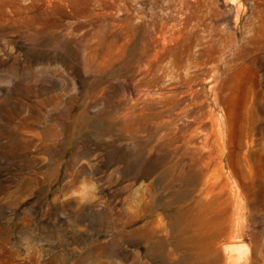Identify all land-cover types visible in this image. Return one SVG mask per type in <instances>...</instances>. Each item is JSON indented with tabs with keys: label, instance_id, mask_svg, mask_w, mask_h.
<instances>
[{
	"label": "rangeland",
	"instance_id": "rangeland-1",
	"mask_svg": "<svg viewBox=\"0 0 264 264\" xmlns=\"http://www.w3.org/2000/svg\"><path fill=\"white\" fill-rule=\"evenodd\" d=\"M0 264H264V0H0Z\"/></svg>",
	"mask_w": 264,
	"mask_h": 264
}]
</instances>
